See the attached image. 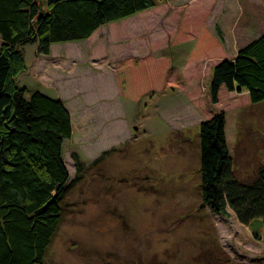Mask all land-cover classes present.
I'll list each match as a JSON object with an SVG mask.
<instances>
[{
	"label": "rangeland",
	"instance_id": "rangeland-1",
	"mask_svg": "<svg viewBox=\"0 0 264 264\" xmlns=\"http://www.w3.org/2000/svg\"><path fill=\"white\" fill-rule=\"evenodd\" d=\"M158 1V5L166 2ZM158 9L160 18L148 19L147 26L154 32L147 43L152 44V52L138 59L150 53L169 55L173 66L185 69L193 43L175 45L178 28L168 32V43L159 40L157 32L164 31L160 28L167 9ZM219 10L230 14L222 13L220 19L217 14L213 19L222 25L223 15L230 17L225 27L228 39L223 41L231 54L238 51L236 38L231 37L238 32L242 43L247 40L250 36L244 33L256 12L257 22L261 20L264 25V0H230ZM217 25L206 26L213 30L219 28ZM163 42L170 48L156 51ZM56 47L66 49L63 44ZM75 47L84 54L90 52L89 47L84 41L70 46L78 61L75 66L85 68L84 56L74 51ZM33 51V46L26 48L25 74L18 82L29 89L27 98L38 91L60 99L56 89L43 87L48 86L50 69H58V78L68 73L65 63H49L47 56L33 60ZM90 58L85 56L89 65ZM209 62L202 68L201 77H183L181 86L156 90L139 100L124 98L121 88V105L120 101L107 105L95 90L70 100L78 105L67 106L74 133L64 144V155L74 185L62 200L63 220L44 264H264L262 219L245 226L233 212L221 216L202 208L199 127L221 112L220 108L225 109L226 136L238 176L249 181L264 165V102L252 104L248 93L226 96L222 92L221 107H210ZM34 69H44L46 75L37 77Z\"/></svg>",
	"mask_w": 264,
	"mask_h": 264
},
{
	"label": "trees",
	"instance_id": "trees-1",
	"mask_svg": "<svg viewBox=\"0 0 264 264\" xmlns=\"http://www.w3.org/2000/svg\"><path fill=\"white\" fill-rule=\"evenodd\" d=\"M158 2L0 0V264H44L63 220L62 200L74 185L64 155V144L73 137L71 113L63 101L38 91L27 98L29 89L18 82L26 48L35 46L48 57L53 45L88 40L100 28L152 10ZM213 2L195 1L189 7L193 16L188 10L180 21L173 43L193 42L185 69L173 66L169 55L118 64L124 98L175 89L183 77H201L210 60V107H221L222 92L248 93L252 104L264 102V33L233 56L220 28L213 33L206 26ZM220 110L199 127L202 208L221 216L233 212L245 226L264 221V165L249 181L238 176L225 109Z\"/></svg>",
	"mask_w": 264,
	"mask_h": 264
},
{
	"label": "crops",
	"instance_id": "crops-1",
	"mask_svg": "<svg viewBox=\"0 0 264 264\" xmlns=\"http://www.w3.org/2000/svg\"><path fill=\"white\" fill-rule=\"evenodd\" d=\"M166 2L163 4L158 5V7H155V9L148 10L146 12L140 13L136 16H133L131 18L115 22L109 25H106L102 28H100L91 38L84 41V46L89 47V51L85 54L83 53V50H79V47H75L74 51H80V55L84 56V61L87 63L88 66L85 68L82 67L81 69H78V67L75 66V64L78 62L76 57H74L73 50H70V46L72 43H65L63 44L65 48L62 50L58 46L53 45L51 48V54L47 57L49 59V63H55V65H60L62 63H65V71H68L65 75L58 78L57 75H59L58 69H50L48 71L49 79L54 80L50 83V80H47L48 86L43 87V89H48L49 91H57L56 95L59 97L61 101L65 103L66 106L69 104L78 105L74 102H71L70 100L76 99L80 95H84L86 90L90 91H97L98 95L101 96L103 100L107 105H112L114 101H120V105L122 104V97H121V87L118 80V76L116 73V67L121 61L128 60V59H138L139 55L152 52L151 45L147 44L150 42V36L153 32V30L148 28L149 20L153 16H156L157 18H160V16L157 14V11L160 8L162 11L166 10V14L162 15V24L161 28H163V32L156 31L159 33V37H157L159 40H164L166 43L169 42L170 37L169 33L175 31L174 29L178 28L179 22L184 18L186 12L189 10L190 16H193L194 14V8H189L192 4L195 3V1L198 0H165ZM233 1V0H232ZM230 2V0H214L213 4L211 5L209 12L207 14V20L206 25L212 26V23H215L217 27L220 28V30L223 32L224 39L227 41L228 39V30L226 31L228 27V23H230V17H224V15L230 16L229 13L223 12L219 10L220 5H226ZM220 12V13H219ZM223 15V24L216 22L213 17H216L220 19L221 14ZM254 14V12H252ZM255 20L251 19V21L248 23L249 28L246 33H244L247 37L250 36L247 40H245L243 43L241 42L239 37V33L235 32L238 46H236V49L238 51L232 55L236 56L240 49L243 47L249 45L251 42L259 38L264 33V25L263 23H260V21L257 22V18L259 17L257 12L254 14ZM217 23V24H216ZM262 27L259 34L257 33V25ZM238 25L239 23L236 22ZM128 26L131 28H128ZM136 26V27H135ZM208 26V27H209ZM211 28V27H210ZM240 26H239V32H240ZM109 30H112L113 33H111ZM212 32L216 30V27L210 29ZM154 33V32H153ZM215 33V32H214ZM104 34V35H103ZM172 34V33H171ZM148 36V38L144 37ZM139 38L140 40H136V38ZM144 37V38H143ZM155 38L156 40H158ZM146 40V41H142ZM145 43V44H143ZM162 44L161 48L156 49V51H161V49H169L170 44ZM193 43V42H192ZM136 44H140L139 46L143 48L139 49V46ZM34 47V59L36 60L37 57L40 58L41 55L38 54L37 48ZM57 49H60L59 52L56 51ZM82 49V48H80ZM160 49V50H159ZM58 52V54H54V51ZM66 50H70L69 52ZM64 52V53H61ZM71 53V57H67L68 53ZM54 54V55H53ZM152 54V53H150ZM231 54V52H230ZM88 55H91V58L89 59L90 64H88V61L85 60V56L88 57ZM77 56V55H76ZM44 58V57H42ZM111 59H114L111 61ZM107 66H104L105 63ZM117 63V65H115ZM113 64V65H112ZM94 65L95 67H93ZM115 66V67H112ZM44 69H40L37 71V69L33 70L34 75L38 77V75H46V73H42ZM61 70V69H60ZM25 73H22L21 76H23ZM40 83V82H39ZM41 84V83H40ZM42 85V84H41ZM119 87V88H118ZM98 89V90H96ZM84 92V94H83ZM81 93V94H80ZM87 95V94H86ZM65 96V98H64ZM66 99V100H65ZM68 100L70 102H68ZM109 100V101H108ZM113 100V101H112ZM108 101V102H107ZM112 101V102H111ZM68 108V107H67ZM73 121V120H72ZM73 133H74V124H73Z\"/></svg>",
	"mask_w": 264,
	"mask_h": 264
}]
</instances>
